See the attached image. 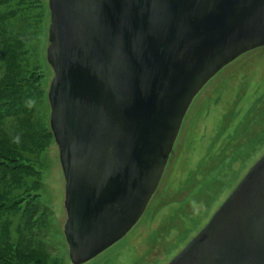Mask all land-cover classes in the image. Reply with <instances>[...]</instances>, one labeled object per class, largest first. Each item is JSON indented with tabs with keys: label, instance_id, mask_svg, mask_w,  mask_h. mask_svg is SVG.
<instances>
[{
	"label": "water",
	"instance_id": "1",
	"mask_svg": "<svg viewBox=\"0 0 264 264\" xmlns=\"http://www.w3.org/2000/svg\"><path fill=\"white\" fill-rule=\"evenodd\" d=\"M64 234L87 264L139 223L202 90L264 48V0H50ZM169 264H264V155Z\"/></svg>",
	"mask_w": 264,
	"mask_h": 264
},
{
	"label": "rangeland",
	"instance_id": "2",
	"mask_svg": "<svg viewBox=\"0 0 264 264\" xmlns=\"http://www.w3.org/2000/svg\"><path fill=\"white\" fill-rule=\"evenodd\" d=\"M50 0H0V264H72L51 128ZM264 155V48L223 69L183 122L132 231L87 264H169Z\"/></svg>",
	"mask_w": 264,
	"mask_h": 264
},
{
	"label": "trees",
	"instance_id": "3",
	"mask_svg": "<svg viewBox=\"0 0 264 264\" xmlns=\"http://www.w3.org/2000/svg\"><path fill=\"white\" fill-rule=\"evenodd\" d=\"M3 153V151H0V155Z\"/></svg>",
	"mask_w": 264,
	"mask_h": 264
},
{
	"label": "bare ground",
	"instance_id": "4",
	"mask_svg": "<svg viewBox=\"0 0 264 264\" xmlns=\"http://www.w3.org/2000/svg\"><path fill=\"white\" fill-rule=\"evenodd\" d=\"M54 71V70H53ZM93 261V260H92Z\"/></svg>",
	"mask_w": 264,
	"mask_h": 264
}]
</instances>
